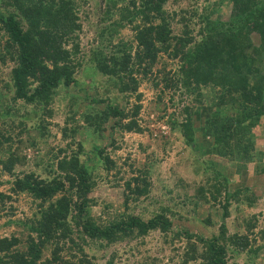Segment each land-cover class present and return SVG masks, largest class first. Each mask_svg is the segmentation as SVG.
I'll use <instances>...</instances> for the list:
<instances>
[{
  "label": "trees",
  "instance_id": "trees-1",
  "mask_svg": "<svg viewBox=\"0 0 264 264\" xmlns=\"http://www.w3.org/2000/svg\"><path fill=\"white\" fill-rule=\"evenodd\" d=\"M178 1L111 0V6L117 5L118 20L109 25L108 33L115 31L120 23L129 25L133 30L134 51H130L131 42L123 43L117 54L107 60L100 57V52L92 50L88 62L92 70L114 80L112 85L116 92L133 94L139 82L136 75L145 78L159 54L178 60L175 72H162V88H158L157 80L151 79L150 83L158 89L176 90L180 97H192L191 105L178 109L182 118H171L169 124L173 132L180 133L186 148L193 146V152L200 149L199 154L206 158L202 162L206 167L210 163L211 179L216 183L214 190L211 192L208 187L199 185L197 197L222 206V221L217 232L204 237L186 229L172 230L171 218L165 213L170 212L166 208L154 211L148 218H142V213H122L101 220L89 214L88 208L96 204V199L90 195L96 181L109 179L111 175V184L117 185L115 181L122 179L118 176L121 166H116L111 156L119 147L120 137L111 138L103 145L104 125L112 121V128L140 131L133 118L138 104L126 111L118 104L93 96L90 99L93 103L105 105L83 111L79 116L82 125L74 119L76 110L70 109L72 116L64 122L74 121L75 124H64L59 130L63 139L69 138L68 147L72 146L70 152H63L55 161V168L48 170V176L40 177L33 171L18 177L13 174V165L20 158L24 159L16 151L45 141L47 131L42 115L51 113V94L59 85L69 87L78 82L76 72L81 60L77 56V44L67 46V43L75 37L74 30L79 25L73 0H0V39L4 37L0 42V77L5 68L4 86L12 90L11 101L20 99L33 104L38 112V118L35 117L38 123L32 126L38 130L37 137L26 143L21 133L15 140L6 137L8 145L0 150V153L6 151V157L0 155V171L14 177L10 180V189L29 194L36 208L31 218L16 221L26 230L23 239L13 234L0 237V264H94L93 259L99 258L103 264H119L124 254L128 258L138 247L140 249L151 231L160 232L167 243L177 240L182 244V250L173 248L177 264H236L227 261L228 249L254 253L259 250V245L250 248L253 239L246 235L227 234L224 219L229 198L250 190L245 182L232 179L233 173L245 170L254 156H263L254 149V144L255 130L264 116V0H226L230 6L225 21L218 16L210 17L219 11L224 0H203L199 8L195 0L187 8H166ZM109 10L107 7L105 14L109 15ZM172 21L180 22L176 33L172 31ZM192 22L195 30L189 25ZM251 35H256V44ZM93 89L96 91L95 87ZM139 96L135 94L137 99ZM74 99L85 102L88 95ZM2 107L0 118L17 113L11 105L5 103ZM203 110L209 114L201 118L195 128V112ZM79 133L84 134L76 139ZM262 136L264 138V129ZM13 143L17 146L12 149ZM213 157L216 163L227 165L231 161L234 167L225 165L223 172L215 168L210 160ZM253 167L264 174V162L255 163ZM130 171L140 175L148 173L149 168L135 167ZM138 180L137 175L123 180L122 196L125 208L130 210L137 205L136 197L146 193V178L142 179L141 186L134 182ZM128 195H133V200ZM3 197L0 193V198ZM245 199L248 206L253 205L254 200L251 202L248 196ZM253 227L254 222L246 223L248 230ZM67 241L74 247L71 259L60 256L64 247L70 248V245L65 246ZM121 242H124L122 247L118 245ZM98 251H102L101 254ZM141 260L139 264H144ZM148 261L151 264V260Z\"/></svg>",
  "mask_w": 264,
  "mask_h": 264
},
{
  "label": "rangeland",
  "instance_id": "rangeland-1",
  "mask_svg": "<svg viewBox=\"0 0 264 264\" xmlns=\"http://www.w3.org/2000/svg\"><path fill=\"white\" fill-rule=\"evenodd\" d=\"M192 1L179 0L175 4H168L166 8L168 10L178 9L179 7L187 8L193 3ZM195 1L197 8L204 3L203 0ZM73 2L76 23L79 28L74 30L75 37L68 41L67 46H70V43L77 44V56L81 60L80 67L77 68L76 72L78 82L69 87L59 85L51 94V100L49 101L51 113L50 115H42V122L45 123L47 131L46 137H44L45 141L34 143L33 146L25 145L26 148L21 147L22 145L19 144L21 148L18 149V152L16 151V154L23 155L24 159L22 161L20 158V161L13 165V174H17L16 177H18L24 172L33 171L34 174L40 177L48 176V170L55 168V161L63 152H70L72 146L71 144L68 147L69 138L63 139L59 130L64 124H75L74 121L64 122L66 118L72 116L70 109L76 110L74 119L77 120V124L82 125L79 116L83 111L90 110L94 106L102 108L105 105L104 103H100V105L93 103L90 100L93 96L97 95V97H101L113 105L118 104L126 111L138 104L139 109L133 118L136 119L140 131L112 128V121L106 122L104 125L102 135L105 138L101 139L103 145H107L111 138L113 140L118 136L120 137L119 147L111 156L114 164L121 166L123 173H119L118 176L122 179L115 181L118 183L117 185L111 184L113 181L111 175H109V179L101 178L96 181L90 193L96 199V204L88 208L89 214L100 217L101 220L111 219L113 218L111 215L122 213H142V218H148L154 211L157 212L160 208H166L170 212V214L168 211L165 213L171 218L172 230L186 229L189 233H197L204 237L216 233L222 221V206L212 201L205 202L204 199L197 197L199 193L197 187L199 185H203L205 188L208 187L211 192L214 190L216 183L211 179L210 163L208 162V167H206L202 162L206 158L199 154L200 149H196L198 152H193V146L186 148L179 136L180 133L178 132V135L176 131L173 132L169 124L171 118H182L178 109L182 108L183 105H191L193 103L192 97L185 95L180 97L179 92L172 89H158L163 87L162 72H175L178 60L176 58L171 59L165 54H159L145 78L141 79L142 77L139 74L136 75L139 82L135 93L123 94L116 92L112 85L114 81L112 78L106 77L94 69L92 70V65L88 62L90 51L96 50L100 52L101 58L104 57L108 60L109 56L117 54V49H120L123 43L128 44L131 42L130 51L133 53L135 45L132 39L133 30L129 25L120 23L121 26L108 33L109 25L118 20L115 11L117 5L111 6V0H73ZM229 6V3L224 0L218 8L219 11L213 12L210 17L213 19L218 16L222 21L227 20ZM107 7L110 8L109 15L105 14ZM189 25L195 30L196 25L193 22ZM171 28L173 33L178 32L180 22L172 21ZM251 39L254 44L257 43L256 35H251ZM2 40H4V37L0 39V42ZM89 64L91 67H89ZM4 71L7 70L4 68ZM5 72L2 74L4 78H6ZM3 77H0V111L6 103L8 106H12L11 109H17V113L0 118V150L8 145V141L4 140L6 137L15 140L21 133V137L26 143L27 140L32 141V138L38 135V130L32 128L33 124L38 123L36 119L38 118V112H36L35 106L22 102L20 99L12 102L10 99L12 90L4 86ZM151 79L159 82L158 88L152 86ZM93 87L96 88V91ZM85 94L88 95L85 102L80 103L77 99H74V97H84ZM135 94L140 95L138 99ZM35 112L37 116H34ZM110 124L111 128L109 127ZM22 126L24 127L22 128ZM263 129L264 116L260 118V124L255 130L257 137L254 144V149L263 153V156H254V160L246 165L247 169L243 170V174L238 172L235 175L233 174L232 178L242 180L250 190L249 192L238 193L235 196L238 199L229 198V204L226 208L227 216L224 219L227 234L246 235L248 239H253L250 248L259 245V250L254 253L246 250L231 252L228 249L227 261L229 263L264 264V174L253 167L255 163L264 162ZM25 130H28L27 133H25ZM83 134L79 133L75 136L76 139L82 138ZM94 140L98 141V138ZM16 146V143H13L11 148L13 149ZM0 155L3 158L6 157V151H2ZM210 160L215 163V168L225 172L226 163H216L215 157L210 158ZM142 166L149 168L148 173L140 175L137 171L131 173L130 170L133 168L141 169ZM226 166L227 168H233L234 164L229 161ZM131 174L139 177L138 181H134L139 186L142 185L144 177L148 185L146 186V193L136 197L135 204L137 205L130 210L125 208L122 190L124 188L123 180L132 176ZM12 178L14 177L0 171V193L4 194V197L0 198V237L13 234L23 239L26 230L23 225L16 221H25L27 218H31L33 213L36 212V208L35 204L31 202L32 199L29 194L15 193L10 189ZM208 189L204 193L206 197L209 195ZM128 196L133 200V195ZM245 196H248L251 202L254 200L252 206H248L244 202L246 201V199L244 200ZM131 200H128L129 204ZM219 200L222 202L221 194ZM171 214L174 215L171 217ZM206 220H208V223H206ZM248 221L254 222V227L250 230L246 228ZM122 244L124 242L118 245L122 247ZM68 245L70 244L67 241L65 246ZM181 246L182 244L179 241L173 240V242L167 243L161 238L160 232L151 231L145 237L143 245L140 246L141 252L138 247L137 251L128 258L124 254L119 264H136V262L139 264L141 259V261H145L144 264H150L148 260H151V264L152 262L154 264H172L171 262L177 264V257H174L173 248L182 250ZM73 249L74 247L71 245L69 249L64 247L60 252V256L71 259L74 253ZM108 251L109 248L106 252ZM98 252L101 254L102 251ZM45 253V256H48L47 252ZM125 258L127 259L125 260ZM93 262H95L94 264H103L101 258L93 259Z\"/></svg>",
  "mask_w": 264,
  "mask_h": 264
},
{
  "label": "crops",
  "instance_id": "crops-1",
  "mask_svg": "<svg viewBox=\"0 0 264 264\" xmlns=\"http://www.w3.org/2000/svg\"><path fill=\"white\" fill-rule=\"evenodd\" d=\"M209 114V112H207L206 110H203V111H196L195 112V116H194V118H195V123H194V125H195V128H197L199 125V123L201 122V118H204V116H207ZM201 141L203 142V143H206V142H204L203 141V139L201 138ZM204 147V145H202V148ZM205 149V148H204ZM203 150V149H202ZM247 169V168H246ZM245 169V170H246ZM242 172V173H241ZM240 173L241 174H243V170L241 171ZM234 175H235V173H233ZM233 176V175H232ZM233 178V177H232ZM237 181H242V180H240V179H238ZM233 185V184H232ZM236 185V184H235Z\"/></svg>",
  "mask_w": 264,
  "mask_h": 264
}]
</instances>
